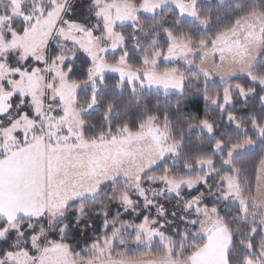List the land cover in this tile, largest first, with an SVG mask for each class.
I'll return each mask as SVG.
<instances>
[{"label":"rangeland","instance_id":"1","mask_svg":"<svg viewBox=\"0 0 264 264\" xmlns=\"http://www.w3.org/2000/svg\"><path fill=\"white\" fill-rule=\"evenodd\" d=\"M70 2L71 0H54V2L53 0H0V114H2L0 119L6 118L4 122L0 120V153H2L0 156L3 157L0 161L1 219L5 222L11 221L8 223L9 232L13 231V228L20 229V219L37 222L45 220L50 227H53L58 222L56 217L61 213H67L74 198L81 197L75 202L95 200L105 185L122 183L123 187L119 195L127 193L133 201L131 207L119 201L125 212L138 215L139 200L144 210L148 213L150 210L155 213L156 219L154 217L153 220L157 223L152 227L158 228L163 225L161 232L166 224L171 225L173 220L181 219L188 222L192 220L191 218L200 220L201 217L196 216L194 210L185 208L186 203L192 199L189 197L195 193H189L187 184H183L176 191H173L171 187L181 180H187L190 183L195 179H173L167 176L168 180L165 182L159 176H149V173L156 168L165 163L173 164L180 156L177 158L169 154L158 165L154 164L153 161L159 160V157L151 150L150 141L125 136L122 131L116 136H106L93 142L85 141L82 117L94 110L95 106L87 112H82L77 109L76 101L80 90L93 88V80L90 77H95V83L99 85L97 73H102L104 78L113 76L120 79V73L111 71L110 66L118 67L125 72L134 70L128 65L121 64L120 61L116 65H110L105 60L108 55L116 54L123 48L124 42L115 50L112 47L114 43L121 41V36L115 32L116 28L134 26V23L137 25L138 20H133L136 16L153 17L166 9H174L177 12L176 6L171 0H168V3L163 4L162 7H156L162 4V0H144L140 7L127 2H94L96 23L93 29H88L80 25L65 23ZM231 2L232 0H225L222 4L220 0H215L219 6H226ZM200 4L210 5L211 3L199 0L197 6ZM153 7H155V15L150 10H141ZM182 18L197 22L189 16ZM13 20H22L28 25L23 36L17 35L11 29L10 23ZM52 48L57 50L58 55L51 60ZM81 55L90 60L92 69L89 72V81L77 87L76 84L68 82L64 67L67 63L74 61L73 56L77 58ZM12 56L21 64L27 62L25 57L31 58L32 56H39L46 63L43 69H37L35 72L24 71L16 74L9 66V59ZM160 64L182 65L188 71L194 70L200 75L202 74L198 65L213 69L214 74L219 72L221 75H228L232 71H240L245 67L222 64L216 68L212 58L207 57L204 61L197 58L191 67L185 65L183 58L179 60L161 59L156 69H147L154 73L156 78L169 83L180 79V73L177 71L161 73L158 71ZM237 77L247 78L243 75L234 78ZM228 81L227 79L221 80L217 76L216 79L207 83L224 84ZM124 86L129 85L125 82ZM139 91L164 94L167 91V94H181L171 87L165 90L162 86L153 85L141 89L137 83L135 95ZM233 92L239 93L240 97L244 98L239 89L229 87L228 91L224 92L223 101L229 95L232 98ZM16 96L22 97V103L13 110L12 100ZM51 97L58 99L53 100ZM25 99L30 100L32 110L40 112V116L36 117L38 121L35 122L24 116L15 119L19 110L24 106ZM207 103L213 108L217 107V104L214 105L210 101ZM232 104L233 102L228 104L226 109ZM7 124L8 126H5ZM18 129L22 130V135H17ZM111 137H115V140ZM254 147H248L236 153V156L251 151ZM149 165L152 166L149 167ZM204 171L203 168H197V174ZM116 172H120L121 175L113 180L112 177ZM192 174L193 171L187 172L188 176ZM137 177H139L138 180ZM101 181L107 182L101 183ZM202 192L201 200L206 202L208 197L212 199L213 196L210 195L207 187L203 188ZM167 198L175 199V205H166L164 200ZM229 201L237 204L231 199ZM65 205L68 207L65 208ZM43 209H47L45 216L39 220L35 219V215ZM24 212L31 215L25 216ZM161 213L164 214L161 215ZM157 218L163 221L159 223ZM196 226L199 228L209 225ZM133 232L134 229H128L124 233V238L129 239L128 234L131 235ZM7 233L0 237L4 238ZM191 233L195 241L207 243L201 232ZM223 242V234H219L217 249L213 250V258H216V252ZM166 244L171 245L175 251L168 252ZM185 244H188V239L185 240ZM131 245L134 247V249L130 248L131 250L135 253L137 251L147 253L144 257L155 260L156 264H191L192 260L200 259L192 254L190 258L183 260V251H178L165 235L155 236L150 249L144 244ZM30 246L32 250L28 252L37 257L39 264H103L102 258L92 256L87 251L79 254L77 259L71 262L67 247L59 243L48 242L45 229L31 239ZM120 247L117 244L116 251H119ZM156 247L163 250V257H153L150 254ZM18 258L21 264H31L29 257L23 253H18Z\"/></svg>","mask_w":264,"mask_h":264},{"label":"trees","instance_id":"2","mask_svg":"<svg viewBox=\"0 0 264 264\" xmlns=\"http://www.w3.org/2000/svg\"><path fill=\"white\" fill-rule=\"evenodd\" d=\"M113 1L117 2H127L133 4L136 7H140L144 0H71L69 5V12L66 14L67 21H73L71 24L80 25L88 29H93L96 23V16L94 10V2H105L111 3ZM203 2H209L210 5L200 4L197 6L198 11H200L203 16H211L212 23L208 28L207 32L203 31L197 22L190 21L184 18H180L179 24L176 23L178 19V12L174 9H166L156 14L153 17L140 16L138 19V27L134 26H123L115 29V32L126 37L124 41L123 48L119 52L113 55H108L106 57V62L110 65H116L124 51L125 48L128 52V67L130 65L131 69H143L144 65L141 63V56L146 52H152L154 49L151 46L153 40L156 41V48H167L168 38L165 35V29H171L176 35L184 32H190L194 39L199 40L203 36L214 34L217 30L231 23L232 19L236 16V4L232 2L226 6H219L215 3V0H202ZM239 3H247L255 9H259L264 6V0H238ZM159 22V23H157ZM11 29L16 32L17 35L23 36L28 25L22 20H13L11 23ZM147 32V35H145ZM139 44V49L136 45ZM51 50V60L57 57V50L52 48ZM262 57H264V52H262ZM68 65L71 66L72 71H68ZM9 66L12 69H27V72L31 73L35 69H43V65H37V63L21 64L12 56L9 59ZM257 66L259 71L264 73V65L260 64L258 61ZM92 69V63L90 60L81 55L74 59L73 62L67 63L64 67V72L68 75V82L70 84H76L83 86L89 81V72ZM159 72L166 71H177L184 74L185 78V88L183 94H164L160 92H149V91H139L136 95L132 93L129 86H124L123 88L119 86V78L113 76H106L105 83L99 85V91L96 93L97 99L100 101L94 107L89 114H85L82 117L83 127V138L87 142L97 141L106 136H116L122 131L124 126H128L130 130L135 133L137 131V125L144 120L147 114H158L163 118L164 114L167 113L171 120L172 130L178 135L181 128L186 126L188 121L193 119L200 120L207 118L209 121L213 122L216 129L217 135L220 139L224 140L225 143L236 142L242 139V134L239 129L235 128L233 124L229 123L225 119V115L221 113L219 104L216 108L211 107L207 101L204 99L205 78L200 75L197 71H188L186 67L182 65L160 64L158 68ZM240 84L245 90L254 89L255 94L249 97L247 100L240 97L239 93L233 92V104L231 107L225 109V113H232L236 116L237 120L241 122L242 125H249L251 119L255 117L261 123H264V105H261L259 96L264 94V89H261L256 84H253L248 78L237 77L229 80L228 82L222 84L215 82L213 84L207 83L206 92L209 95H219L223 103L225 88H236V85ZM189 85H195V87H190ZM199 89V90H197ZM93 88H84L79 91L76 101L77 109L82 112H87L88 104L90 102V97L92 95ZM16 96L12 100L13 110L16 109L21 103ZM177 102L179 103V108L176 107ZM24 106L19 110L17 118L22 116V111H27L31 114L32 107L30 105V100L25 99L23 101ZM109 104H113L111 114L107 112ZM30 120L38 121L36 117H27ZM2 122L6 118L0 119ZM163 123V120L160 121ZM5 126H8L5 125ZM1 130V127H0ZM196 131L194 130L190 135L185 133L184 148L181 150V155L179 159L173 164L165 163L164 165L156 168L149 173V176H165L173 179H195L197 175V168L193 167L191 171L193 174L188 176L187 170L185 168V163H195V158L198 155H214L210 152L209 146L215 142V137H211L204 132L202 140L203 143L200 144L196 140ZM248 135L252 140L257 141L255 147L244 154L236 156V162L239 167L246 170L247 175L250 178L254 177L255 168L257 165V158L264 151V142H260L255 132L249 128ZM3 157L0 156V161ZM217 160V166L219 164V156H215ZM217 181L215 179L210 181L213 187L210 190V195L212 199L208 197L206 202H215L219 204L222 214L228 220L229 224L232 225L233 231V248L230 255L232 264H245V258L250 257L252 261L256 262V257L259 254V246L264 239V233H258L256 237L245 236L247 231V223L239 222L234 217L238 216V204L232 201H216L215 197L218 195L215 188ZM122 183H112L105 185L100 195L95 200H80L72 203L67 210L65 218L58 221L53 227H50L47 221H33L20 219L21 224L20 229L23 230L24 235L21 237L16 234L15 231H10L6 234L4 238L0 237V251L14 250L17 251L19 247L26 248L27 251H31L30 241L33 237L40 233V229H45L47 231L48 242L59 243L71 246V250L78 254H83L86 243L90 244L94 238H98L104 235L103 232H98V229L105 219L103 216L104 212L108 213L107 219L110 221H115L116 226H119L123 222H128L131 224H139L142 222V218L147 216L149 220H153L156 215L150 210L148 213L143 209L141 202L138 200L139 206L137 211L139 214L136 215L133 212H128L117 200V195L120 194L122 189ZM195 195V194H194ZM209 195V196H210ZM193 196V195H192ZM189 197V199L192 198ZM166 205H175L176 200L173 198H167L164 200ZM83 208L85 214L82 217H77L75 215L77 209ZM159 223L163 219H159ZM194 219V218H191ZM190 219V220H191ZM79 220V222H77ZM68 221H73L72 227L67 234L64 236V240L61 241L59 238L58 231L54 229H59L60 224L66 223ZM0 222H5L0 217ZM171 225L166 224L162 232L165 237L173 242L174 247L180 251H183L182 259L186 260L190 258L193 254L194 249H200L205 242L195 241L192 237V233L197 229V226L190 224L188 221H182L181 219L171 221ZM30 229L32 230L30 232ZM35 232V235L32 234ZM187 233L188 244H185V239H182V235ZM110 234V233H109ZM132 235V234H131ZM128 234V238L131 237ZM243 236L245 240H252V249H248L238 242V237ZM131 249H134L130 245ZM181 252V251H180ZM146 256L147 253L136 252ZM153 257H163L164 252L160 247L154 248L150 253Z\"/></svg>","mask_w":264,"mask_h":264},{"label":"snow or ice","instance_id":"3","mask_svg":"<svg viewBox=\"0 0 264 264\" xmlns=\"http://www.w3.org/2000/svg\"><path fill=\"white\" fill-rule=\"evenodd\" d=\"M54 2V0H53ZM171 2L176 6L178 12L177 24L180 22V18L184 16L192 17L197 21V25L205 32L212 23L211 16H203L197 9V4L199 0H171ZM225 0H220V3H224ZM168 0H162V4L156 5V7H162L163 4H167ZM233 4H236V16L232 19L231 23L227 26L222 27L217 30L214 34L201 37L199 40L194 39L190 32H184L176 35L171 29H165V35L168 38V47L156 48V41L151 42V46L154 49L152 52H146L141 56V63L145 66L144 69L129 70L127 72L122 71L118 67L110 66L111 71L120 73V80L118 82L120 87H123L124 83L127 82L131 88L133 94L137 92V83L142 89L145 86L152 87L162 86L165 90L168 88H175L178 92L183 94L185 88V78L184 74L180 73V79L176 80L174 83H169L166 80L156 78L155 74L149 72L147 69H156L160 63L161 59L171 60V59H181L183 58L186 66L191 67L195 60L198 58L200 61H204L207 57H211L216 68H219L222 64H232L245 66L240 71H232L228 75H221L219 72L214 74L213 69H208L198 65L201 74L205 77L204 87L205 94L204 99L210 101L212 104H219L220 111L225 115L227 122L234 125L235 128L239 129L242 134V139L225 143L224 140L220 139L217 135V129L213 122L209 121L206 117L200 120H191L186 123V126L181 128L179 134L177 135L171 127V120L167 113L161 118L158 114H147L144 120L137 125V131L133 133L130 128L126 125L122 129L125 136L135 137L138 140H149L151 150L158 155L159 160L153 161L154 164H159L164 160L166 156L171 154L174 157H179L181 155V150L184 148L185 133L191 134L194 130L196 131V140L202 144L203 134H207L211 137H215V142L209 146L210 152L214 155H198L195 158V163H185V168L187 171H191L193 167L205 169L204 173L197 175L195 180L188 182L187 180H181L172 187L173 191H176L183 184H187L188 191L190 194L195 193L192 199L189 200L185 208L186 210H194L195 215L201 217L200 220L192 219L190 223L192 225H202L208 224V227H199L196 232H201L206 238L207 243L204 244L200 249H194L193 255L200 257V259L192 260L191 264H232L230 253L233 248V231L232 225L229 224L228 220L224 217L219 207V204L215 202H205L201 200V195H203L202 189L207 187L209 190L213 187L210 184V180L215 179L217 183L215 188L218 195H216V201H228L233 200L238 204V216L234 217L239 222L247 223V231L245 236L256 237L258 233H264V151L258 156L257 165L255 168V174L253 178H250L246 170L239 167L236 162V153L246 150L248 147L255 146L257 141L252 140L248 135L249 128H251L258 140L264 142V123H261L255 117L251 119L249 125H242L236 116L232 113H225L226 106L232 103L231 96H227L224 102L221 103L220 96L209 95L206 92L207 82L214 80L219 76L221 80H231L235 76L243 75L258 84L261 89H264V73L259 71L257 66V61H260L261 65H264V57L261 53L264 52V6H261L258 10L251 7L249 4H241L238 0H232ZM142 11H152L155 15V7L151 9H141ZM139 16L133 17L136 21ZM67 24L73 23V21H65ZM159 23V22H157ZM99 27V26H97ZM134 27H138L134 23ZM147 35V32H145ZM126 40V37L121 35L120 43H114L112 45L113 49L121 46ZM139 49V44L136 45ZM106 52L107 49L105 48ZM128 52L125 51L120 59L121 64L128 65ZM75 59V56L72 57ZM29 63L35 61L37 65H44L45 60L39 58V56H32L31 58L25 57ZM67 61V57H65ZM55 62V61H53ZM130 68V65H129ZM37 69H33L35 72ZM16 74L20 72L27 71V69L17 68L13 70ZM68 71L71 72V66L68 65ZM99 77V85L105 83V79L102 73H97ZM93 80V92L90 97V102L88 104V109H92L94 106L99 104L96 93L99 91V85L95 83V77H90ZM190 87H195V85H189ZM78 87V85H77ZM236 88L239 89L241 95L245 100L252 94H255L254 89L245 90L242 85L237 84ZM199 90V89H197ZM228 88H225V92ZM167 94V91L166 93ZM18 100L22 101V97H17ZM51 99L56 100L57 97H51ZM261 105H264V94L259 96ZM176 107L179 108V103L177 102ZM114 108L113 104H109L107 112L109 115ZM2 115V114H0ZM22 116L24 117H39L40 112L33 109L31 114L27 111H22ZM161 119L163 123H161ZM22 130H17V135H22ZM115 140V137H111ZM2 154V153H0ZM215 156H219L220 167L217 166V160ZM152 165H149L151 167ZM121 175L120 172H116L115 176L112 177L113 180ZM139 177H137V180ZM161 180L167 182V175L160 177ZM107 181H101V183H106ZM99 189H97L98 191ZM177 194H179L177 192ZM117 200L123 201L129 207H131L133 201L128 197L127 193L122 195H117ZM76 199H81V197H76L73 199L72 203H75ZM68 205H65L67 208ZM47 213V209L41 210L35 219H42ZM85 214L84 209L81 207L77 209L75 215L77 217H82ZM164 213H161L163 215ZM23 215L30 216V213L24 212ZM65 213H61L56 217V221L63 220L65 218ZM103 216L105 219L101 223L98 232H103L104 235L98 238H94L90 244L86 243L84 251L89 252L90 255L102 258L103 264H156L155 260L146 259L143 255L135 253L130 249L131 244L136 245H147L150 249L151 242L155 236L163 237V233L160 229L163 225L157 227H152L157 222L155 220L149 221L147 216L142 218V222L139 224H131L128 222H123L119 226H116L115 221H110L107 219L108 213L104 212ZM79 222V220L77 221ZM8 222H0V235L9 232ZM55 221L53 222V224ZM73 221H68L66 223L60 224L59 229H54L58 231L59 238L61 241L64 240L65 234L69 232L72 227ZM128 229H134L133 234L129 239L124 238V233ZM13 231L17 235L23 236V230L13 228ZM32 230L30 229V232ZM43 232V229H40ZM110 233V234H109ZM35 235V232H32ZM223 234L224 242L219 246L216 252V258H213V250L217 249L218 235ZM187 233L182 235V239H187ZM238 242L248 249H252V240H245L243 236H239ZM119 244L120 250L116 251V246ZM35 248V245H33ZM67 250L70 255V261L74 262L78 253L71 250V246L67 245ZM168 252H173L175 249L171 245H165ZM39 250L37 249V252ZM18 253H23L25 256L29 257L31 264H39L36 256H33L27 251L26 248L14 250L0 251V264H21ZM245 264H253L250 257L245 258ZM256 264H264V239H262L259 246V254L256 257Z\"/></svg>","mask_w":264,"mask_h":264}]
</instances>
